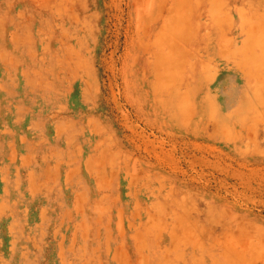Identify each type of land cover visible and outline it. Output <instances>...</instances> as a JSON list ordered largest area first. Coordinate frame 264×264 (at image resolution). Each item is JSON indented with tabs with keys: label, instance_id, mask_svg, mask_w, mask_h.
<instances>
[{
	"label": "rangeland",
	"instance_id": "rangeland-1",
	"mask_svg": "<svg viewBox=\"0 0 264 264\" xmlns=\"http://www.w3.org/2000/svg\"><path fill=\"white\" fill-rule=\"evenodd\" d=\"M0 264H264V0H0Z\"/></svg>",
	"mask_w": 264,
	"mask_h": 264
}]
</instances>
